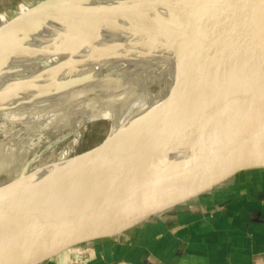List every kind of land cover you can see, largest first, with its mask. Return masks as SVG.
I'll return each instance as SVG.
<instances>
[{
  "label": "bare ground",
  "instance_id": "1",
  "mask_svg": "<svg viewBox=\"0 0 264 264\" xmlns=\"http://www.w3.org/2000/svg\"><path fill=\"white\" fill-rule=\"evenodd\" d=\"M230 1L82 0L3 41L7 49L21 35L49 33L29 63L0 74V180L63 165L77 155L71 142L60 147L65 140L114 117L95 157H105L100 165L71 176L65 166L45 181L80 183L118 174L182 92L243 41L253 17L224 12ZM65 32L91 35L71 53L42 62ZM177 74L185 87L161 94L160 80Z\"/></svg>",
  "mask_w": 264,
  "mask_h": 264
},
{
  "label": "water",
  "instance_id": "2",
  "mask_svg": "<svg viewBox=\"0 0 264 264\" xmlns=\"http://www.w3.org/2000/svg\"><path fill=\"white\" fill-rule=\"evenodd\" d=\"M80 2L40 0L0 24V46ZM224 10L253 17L243 41L182 92L118 174L45 181L65 166L71 176L100 165L107 133L63 165L0 184V264H44L80 243L121 235L239 171L264 168V0H231Z\"/></svg>",
  "mask_w": 264,
  "mask_h": 264
},
{
  "label": "crops",
  "instance_id": "3",
  "mask_svg": "<svg viewBox=\"0 0 264 264\" xmlns=\"http://www.w3.org/2000/svg\"><path fill=\"white\" fill-rule=\"evenodd\" d=\"M39 1L0 0V23ZM48 35L32 32L19 36L6 49L8 56L3 55L6 60L0 63V74L29 63ZM90 35L58 34L42 62L71 53ZM20 54L23 58L16 60ZM81 246L94 251L87 264H264V168L237 173L121 235L80 243L44 264H79L71 258Z\"/></svg>",
  "mask_w": 264,
  "mask_h": 264
},
{
  "label": "rangeland",
  "instance_id": "4",
  "mask_svg": "<svg viewBox=\"0 0 264 264\" xmlns=\"http://www.w3.org/2000/svg\"><path fill=\"white\" fill-rule=\"evenodd\" d=\"M5 60L6 58L3 57V55L0 53V63L5 62ZM45 61H49V60H45ZM183 80L184 78L181 76V74H177L176 76L174 75V77L171 76V78L169 77L168 79L163 77L160 80L161 82L160 93L161 94L166 93L167 91H170L169 93H172L173 91H175L176 87H179V85L180 87L182 86L185 87L184 86L185 84L182 83ZM115 119L116 118L114 117L112 120H110L111 122L109 121V123L105 121L103 118L96 120L92 123H89L80 131V133L72 135L68 140H65L60 145V147L66 146L68 142H71V144L75 146V152L81 153L83 151L89 150L99 145L107 135L108 129L110 127L109 125L112 124L114 125ZM242 172H244V170L239 171L238 173H242ZM1 183H3L2 180H0V184Z\"/></svg>",
  "mask_w": 264,
  "mask_h": 264
},
{
  "label": "built area",
  "instance_id": "5",
  "mask_svg": "<svg viewBox=\"0 0 264 264\" xmlns=\"http://www.w3.org/2000/svg\"><path fill=\"white\" fill-rule=\"evenodd\" d=\"M93 249L88 246H81L74 252L71 261L79 264H87L94 258Z\"/></svg>",
  "mask_w": 264,
  "mask_h": 264
}]
</instances>
